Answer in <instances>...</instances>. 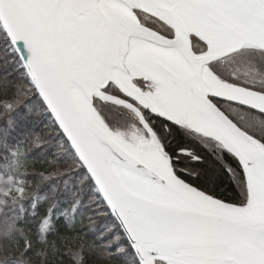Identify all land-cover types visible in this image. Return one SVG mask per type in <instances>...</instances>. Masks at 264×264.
Listing matches in <instances>:
<instances>
[{
  "label": "snow or ice",
  "instance_id": "1",
  "mask_svg": "<svg viewBox=\"0 0 264 264\" xmlns=\"http://www.w3.org/2000/svg\"><path fill=\"white\" fill-rule=\"evenodd\" d=\"M73 174L102 245L56 228ZM97 260L264 264V0H0V264Z\"/></svg>",
  "mask_w": 264,
  "mask_h": 264
},
{
  "label": "trees",
  "instance_id": "2",
  "mask_svg": "<svg viewBox=\"0 0 264 264\" xmlns=\"http://www.w3.org/2000/svg\"><path fill=\"white\" fill-rule=\"evenodd\" d=\"M14 119L16 121V128L8 136L9 144H27V138H30L32 134L43 132L44 124L47 122V113L39 117H24L22 110L20 114L14 116ZM55 153L56 146L53 142L50 145L30 151L28 156L37 160H46L50 157L56 158L61 164L69 162L70 158L68 156L57 157ZM50 184L56 185V192L54 197L49 199L47 203L52 204L55 201L53 216L55 217L54 223L57 230L62 231L65 224L70 223L75 230L83 233L88 240L94 241L98 246L112 239V236L116 232L107 231L109 226L114 222L110 216H95L94 221L90 225L88 223V217L94 215V209L97 207L94 202V197L96 196L94 185L90 181L81 186L79 174H73L72 176L60 177L58 180H53ZM50 184H45L41 192H47ZM44 207L45 205L41 204L39 211L43 212ZM116 247L117 245L113 244L109 250H114ZM97 264H107V261L97 260Z\"/></svg>",
  "mask_w": 264,
  "mask_h": 264
}]
</instances>
